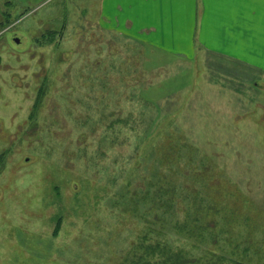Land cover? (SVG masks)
I'll list each match as a JSON object with an SVG mask.
<instances>
[{"label":"rangeland","instance_id":"374dc122","mask_svg":"<svg viewBox=\"0 0 264 264\" xmlns=\"http://www.w3.org/2000/svg\"><path fill=\"white\" fill-rule=\"evenodd\" d=\"M247 27L246 59L200 38L178 56L109 31L100 0H0V264H126L143 237L257 264L264 20Z\"/></svg>","mask_w":264,"mask_h":264},{"label":"crops","instance_id":"0c3cea01","mask_svg":"<svg viewBox=\"0 0 264 264\" xmlns=\"http://www.w3.org/2000/svg\"><path fill=\"white\" fill-rule=\"evenodd\" d=\"M100 8L109 31L178 56L200 38L217 54L246 59L247 23L264 20V0H100ZM246 244L250 255L254 244V259L264 264V237Z\"/></svg>","mask_w":264,"mask_h":264},{"label":"trees","instance_id":"16d2710c","mask_svg":"<svg viewBox=\"0 0 264 264\" xmlns=\"http://www.w3.org/2000/svg\"><path fill=\"white\" fill-rule=\"evenodd\" d=\"M203 225V224H202ZM178 226V225H177ZM189 227L187 229L188 232L195 230L194 227H190L188 224L184 225ZM178 229V228H176ZM208 225H205L203 230H207ZM225 231H222V234ZM214 235V234H212ZM224 239H227L225 234H223ZM208 239L206 242H208ZM143 245L139 247L140 254L136 257L131 256V259L126 258V264H244L242 261L238 260L237 258H228L225 253L223 255L216 253L212 249L204 250L199 256L196 258L191 255L190 252H187L183 249L173 248L170 246L166 241L164 244L162 242L157 241L155 243L149 242L148 237L141 238ZM169 241V240H167ZM224 241V240H223ZM226 240L224 241V243ZM210 243V242H209ZM214 245V242H211V245ZM248 252H249V245ZM239 247V243L233 246L234 250L237 251ZM142 252V253H141ZM236 257V256H235ZM130 261V263H128ZM254 261L252 258L248 261V264H253Z\"/></svg>","mask_w":264,"mask_h":264},{"label":"water","instance_id":"95a60500","mask_svg":"<svg viewBox=\"0 0 264 264\" xmlns=\"http://www.w3.org/2000/svg\"><path fill=\"white\" fill-rule=\"evenodd\" d=\"M17 43H19V40L18 41H16Z\"/></svg>","mask_w":264,"mask_h":264},{"label":"bare ground","instance_id":"6f19581e","mask_svg":"<svg viewBox=\"0 0 264 264\" xmlns=\"http://www.w3.org/2000/svg\"><path fill=\"white\" fill-rule=\"evenodd\" d=\"M254 245V244H253Z\"/></svg>","mask_w":264,"mask_h":264}]
</instances>
